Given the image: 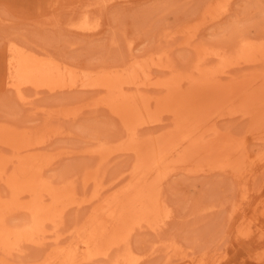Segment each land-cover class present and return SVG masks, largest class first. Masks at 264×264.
Returning <instances> with one entry per match:
<instances>
[{
    "label": "rangeland",
    "instance_id": "obj_1",
    "mask_svg": "<svg viewBox=\"0 0 264 264\" xmlns=\"http://www.w3.org/2000/svg\"><path fill=\"white\" fill-rule=\"evenodd\" d=\"M82 20L87 27L79 29ZM246 38L264 42V0H0V126L21 129L24 142H35V153L45 158L42 175L49 179L47 188L73 196V202L68 199L70 205L67 199L59 204L64 208L59 226H47L52 237L45 241L47 246L23 242L14 258L22 264H37L55 238H60V245L74 242L92 209L88 203L98 200L96 193L104 199L123 189L139 159L122 150L126 128L101 101L100 88L60 91L27 83L24 96L30 102L25 104L6 83L11 47L93 75L103 69H125L135 58L154 59L149 76L153 82L160 79L162 85L145 88L154 97L166 94L168 89L162 91V86L173 75L180 73L188 81L194 75L190 71H200L198 64L203 69L230 71L225 74L232 79L231 87L241 79L247 81L246 88L255 81L251 88L260 87L264 60L244 61L240 51ZM210 57L215 62L209 60L206 65ZM251 100H243V105L249 103L247 107L252 108ZM240 103L229 113H224L227 108L219 112L214 122L219 131L236 140L237 148L227 158L241 155L242 169L233 172L221 167L229 161L226 158L221 164V154L211 157L214 165L195 163L191 170L175 160L157 186L161 204L152 213L157 225L149 228L134 223L133 230L126 226L128 245L119 246L120 250L113 246L107 255L83 264H127L121 256L125 254L133 264H264V109L256 114V107L253 111L246 107L256 114L252 118L244 116L245 106ZM150 104L151 110L156 108L155 101ZM170 115V111L163 112L160 121L142 125L139 142L147 136L160 139L172 127ZM0 148L11 155V145L0 144ZM21 212L8 214L10 225L18 231L31 227L29 215Z\"/></svg>",
    "mask_w": 264,
    "mask_h": 264
},
{
    "label": "bare ground",
    "instance_id": "obj_2",
    "mask_svg": "<svg viewBox=\"0 0 264 264\" xmlns=\"http://www.w3.org/2000/svg\"><path fill=\"white\" fill-rule=\"evenodd\" d=\"M83 22L84 20L78 23L79 29L87 27ZM92 27L94 26H91V28ZM244 41L240 51V55L244 57V61H253L256 59L264 60V42L261 43L255 40L256 43L252 38H246ZM195 50L198 51L199 48ZM8 54L9 76L6 83L12 90L17 91V94H19L25 104L30 102V100L27 101V95L24 96V86L27 83L47 86L50 90L58 87L60 91L62 89L87 90L91 88L94 89V87L100 88L102 92L101 101L104 100L102 102H104L105 107L107 106L114 114L122 119L126 128L127 138L125 139L124 148L122 150H125V152H133L136 159H139L137 168L132 175H130V181L127 182L128 184L125 183L126 186L119 190L118 193L111 197H104V199L97 197L99 193H96L97 196L95 194L98 200L88 203L92 209L90 208V213L88 212L89 214L86 220H84L85 225L83 227L81 226L82 228L78 231L75 241L69 245H63L64 243L60 245V238H55L53 241L54 243H49V245L53 247L48 246L49 249L51 248L50 250H48L47 247V254L45 253L44 256L37 261V264H83L93 258L107 255L108 252L113 249V246L118 248L124 244L128 245L127 242L130 234L126 226H128L130 230H133L135 226L139 227L141 225L154 228L157 225L158 218L156 215L152 216V213L156 214L155 210L161 204V199L158 201L160 191L157 192L159 189L157 186L159 181L163 178V172L168 167L170 169V165L174 163L175 160H177L175 162L179 160V163H181L185 170H191V168H193L192 164L195 163H198L201 167H205L206 165L211 166V163L213 164V162H210L211 157L214 158V156L218 154L222 155H219L221 156L220 160L222 164V162H224L223 160H226L227 156L231 155H228L229 151L237 148V143L236 140H232L229 134L219 131V128H216L217 123L215 124L214 119L220 115L219 112H223V110L227 108V112L224 113H229L230 111L228 110H230L231 107L238 106L239 108L240 102H242L240 104L244 107L243 100H246L245 103H247L248 99H252L251 104H253V107H247L248 103L244 108L246 111L244 112V116L245 114H250L253 118V115L257 114L256 110L262 113L264 109V76L260 79V87L256 86V88H251L256 82L255 81L249 88H246L245 86L248 84L246 83L247 81L244 80H247L246 77L248 78V76L243 80L245 83L242 82L241 79V82L237 81V83H234L233 87H231L232 84L228 82L232 79L228 77L229 75L227 76L225 74L227 72L224 71V68L223 70L222 68H217L214 71L213 68L203 69L202 64L201 69L198 64V70L200 71L195 73L189 70L190 73L194 75H191L188 81H183L184 79L181 78L182 75H180V73L178 75L181 77L173 75L169 84L162 86V91H165L166 88L168 89L166 94H158L159 96L155 95L154 98L148 93L149 90L145 89L151 85H162L160 79L153 82V77L149 76V73H151V66L156 62L154 59H147V61L143 62L135 60L136 58H132L134 59L131 61L132 64H129V67L125 69H115V72H104L105 69H103L102 73L93 75L86 71H78L71 66V68H64L63 65L57 63L58 60L57 62L54 59V61L52 59L50 60L48 55V58L45 57V59H41V57L37 56L35 53L21 50L17 46L11 47ZM220 54L219 57L221 56ZM212 57L209 59L206 58L208 61L203 58V60H206V65H208L207 62H209L210 59L213 60ZM212 60H210V62ZM164 63L166 65L165 61ZM156 64H158V62ZM157 66H159V64ZM217 66H219V64ZM256 67L258 68V66ZM191 68L193 69L192 66ZM175 72L177 73V71ZM162 73L161 75L163 76L164 73ZM166 73L168 75L169 72ZM171 73H173V71ZM185 75L186 73H184V76ZM154 77L156 76L154 75ZM244 84L246 85L244 86ZM154 101L156 108H153L154 111H152L153 109L151 110V106L153 104L151 105L150 103ZM258 103H260L259 106L261 107H257ZM100 104L103 106V103L100 102ZM246 107L252 111L253 108L256 107L257 109H254L256 114L246 110ZM167 111L171 112L170 121L172 120V127L166 130L167 132L163 133L160 139L154 140L151 136H147L143 142H139L141 138L140 135H138L139 128L142 125H150L151 123L160 121L161 116L159 115ZM239 112L243 114V111ZM260 115L258 116L260 117ZM261 116H264V113ZM255 119L259 122L257 117H255ZM169 123L166 126H169ZM19 131L11 129L10 127L0 128V144L7 146L11 145L12 150H10V152H12L11 155H6L1 152L2 150L0 148L1 264H22L17 261L18 259L16 260L14 258V254L15 252H18V254L20 253L21 244L23 242L46 247V243L49 242L47 239L52 238L49 233L50 229L47 226H59L62 222L64 208L61 206L59 207V204L61 205L65 199H67L66 203L68 199L73 202V196L69 194L64 195L63 189V192H59L47 188L46 185L49 179L47 180L42 175L45 158L42 156L39 157L35 153L34 150L37 149L35 142H31L29 139V142L27 141L28 143L26 141L24 142L26 138H24L23 134ZM43 142L44 140L42 144ZM3 154L4 156H2ZM233 155L231 156V160L227 158L229 161L225 166H220L227 167L231 171L233 170V172L236 170L237 172L238 168H240L239 164L242 158H240L241 155H238L239 157ZM250 156L251 155H249V157ZM218 162L220 161L218 160ZM97 178L94 176V179ZM102 193L100 192V194ZM70 203L68 202L67 204L70 205ZM77 206L81 205L78 204ZM13 211H22L21 213L25 211L29 215L30 222H27V224L29 223V225H31L30 229L18 231L19 228L16 229L15 226L10 225L8 214ZM25 212L24 215H27ZM20 226L23 225H19V227ZM47 229H49V231H47ZM54 237L55 236H53V238ZM126 248H124V250ZM121 256L122 258L125 256L124 260H127V264H133L132 261H129V254Z\"/></svg>",
    "mask_w": 264,
    "mask_h": 264
}]
</instances>
